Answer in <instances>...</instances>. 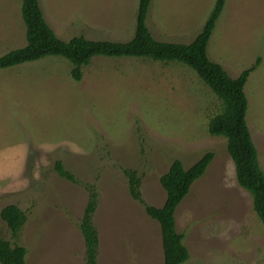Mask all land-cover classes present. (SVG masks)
<instances>
[{
    "label": "rangeland",
    "instance_id": "1",
    "mask_svg": "<svg viewBox=\"0 0 264 264\" xmlns=\"http://www.w3.org/2000/svg\"><path fill=\"white\" fill-rule=\"evenodd\" d=\"M217 0H152L147 26L161 42L190 44ZM56 36L126 43L139 0H39ZM22 0H0V55L25 47ZM208 57L236 78L264 172V0H226ZM72 64L46 57L0 70V212L16 205L26 222L16 238L0 218V238L26 249V264H86L79 229L93 185L99 204L98 264H164L161 228L129 193L125 169L141 178L143 199L161 208L160 178L213 161L175 212L189 252L184 264H264V224L237 182L224 137L208 131L221 102L189 67L147 59L95 57L80 82ZM61 161L78 181L58 176Z\"/></svg>",
    "mask_w": 264,
    "mask_h": 264
},
{
    "label": "trees",
    "instance_id": "2",
    "mask_svg": "<svg viewBox=\"0 0 264 264\" xmlns=\"http://www.w3.org/2000/svg\"><path fill=\"white\" fill-rule=\"evenodd\" d=\"M151 3L152 0H139L134 36L130 41L122 43L89 40L83 36L63 41L45 20L39 0H22L21 13L27 44L0 55V70L34 63L46 57H59L72 64L71 76L80 82L83 67L90 65L95 57L147 59L189 67L221 102V111L210 119L208 131L212 136L226 138L237 182L251 194L254 211L264 224V172L247 123L248 101L244 92L250 74L260 65V59L236 78L230 77L220 64L209 59L208 44L226 0L216 1L203 29L190 44L161 42L152 36L147 26ZM213 159L214 155L207 153L188 169L180 160L173 161L167 173L160 178L166 192V201L161 208L151 206L143 199L141 178L136 171L124 170L131 197L160 225L164 264H184L189 259L183 236L176 231L175 212ZM55 171L62 179L78 184L75 176L61 161L56 162ZM83 186L89 199L79 229L85 243L86 264H98L100 240L93 216L99 204V194L93 185ZM0 218L6 223L13 238L18 236L27 220L25 213L16 205L4 207ZM26 254L24 247L0 238V264H26Z\"/></svg>",
    "mask_w": 264,
    "mask_h": 264
}]
</instances>
